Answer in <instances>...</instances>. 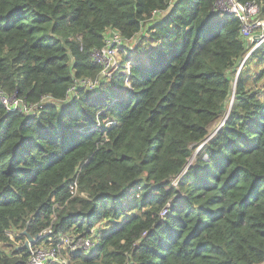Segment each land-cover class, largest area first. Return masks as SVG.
Returning <instances> with one entry per match:
<instances>
[{
  "label": "trees",
  "instance_id": "trees-1",
  "mask_svg": "<svg viewBox=\"0 0 264 264\" xmlns=\"http://www.w3.org/2000/svg\"><path fill=\"white\" fill-rule=\"evenodd\" d=\"M214 2L0 0V91L36 105L0 101V264H27L24 231L94 235L69 264H264V44L238 71ZM108 30L138 39L109 79Z\"/></svg>",
  "mask_w": 264,
  "mask_h": 264
},
{
  "label": "built area",
  "instance_id": "built-area-1",
  "mask_svg": "<svg viewBox=\"0 0 264 264\" xmlns=\"http://www.w3.org/2000/svg\"><path fill=\"white\" fill-rule=\"evenodd\" d=\"M213 12L228 15L235 18L240 24L239 35L243 41L255 44L252 52L259 46L264 44V15L260 12V7L254 1L240 2L239 0H215ZM129 40L122 38L117 32L108 30L104 34V47L93 53V61L101 66L102 77H108L110 71L118 70L116 61V53L122 46H126ZM249 48V47H248ZM248 52V55H249ZM126 69L128 71L130 64ZM109 71V72H108ZM81 84L88 88H94L96 84L90 81H82ZM71 88L70 93L73 92ZM0 101L7 111H18L25 115H30L34 111L36 105H25V103L15 96L9 97L0 91ZM174 187L177 185V179H174ZM165 211L163 212V214ZM49 230L44 235H49ZM82 238L79 236H63L60 244L53 246L51 243H43L40 245H31L29 248V257L27 264H69L68 255L72 253H80L89 256L95 249L96 241L93 238ZM41 239L42 236H38ZM51 245V246H48ZM67 249L62 251L61 249ZM60 259V260H59Z\"/></svg>",
  "mask_w": 264,
  "mask_h": 264
},
{
  "label": "rangeland",
  "instance_id": "rangeland-1",
  "mask_svg": "<svg viewBox=\"0 0 264 264\" xmlns=\"http://www.w3.org/2000/svg\"><path fill=\"white\" fill-rule=\"evenodd\" d=\"M144 29L142 28V30H141V32L139 33V35H138V37H139V39H140V37H142V36H145V34H146V32L144 33ZM143 34V35H142ZM137 37V38H138ZM137 40V41H136ZM136 40H134V41H129L128 43H126V46H128V45H130V48L132 49L133 48V45L135 46L136 44H137V42H138V39H136ZM247 42H250V40H248ZM254 45L255 44H252V43H249V50H251V49H253V47H254ZM127 50L128 49H125V51H124V53H121V51H122V49H121V51H117V53H116V61H117V63H118V65L120 66L121 65V63H122V61H123V57H126L127 56ZM254 51V50H253ZM252 51V52H253ZM252 52H249V54H251ZM126 55V56H125ZM249 55H246L245 56V58L243 59V61H242V63H241V65H240V67H239V69H238V71L240 70V68H241V66H242V64L244 63V60L248 57ZM126 64V63H125ZM124 64V65H125ZM250 67H251V69L254 67L252 64L250 65ZM128 68V65H126V69ZM119 69V68H118ZM118 71V70H117ZM117 71H110V75L111 74H113V73H116ZM109 72V71H108ZM125 73H127L126 71H125ZM113 76H111V77H106L107 79H109V78H112ZM193 161V159L192 160H190V162H192ZM174 183H175V180H173L172 182H171V184L172 185H174ZM15 235H16V233H10L9 234V236H10V238H11V240H15ZM14 245H19V242H15L14 241V243H13ZM24 245V244H23ZM48 246H51V245H48ZM32 249V246H28V249ZM62 251H64V250H67V249H61ZM60 260V259H59Z\"/></svg>",
  "mask_w": 264,
  "mask_h": 264
},
{
  "label": "water",
  "instance_id": "water-1",
  "mask_svg": "<svg viewBox=\"0 0 264 264\" xmlns=\"http://www.w3.org/2000/svg\"><path fill=\"white\" fill-rule=\"evenodd\" d=\"M22 234L26 237V240L24 242L23 247L31 246V245L35 244L39 240L38 239L39 237L36 236V237L32 238L25 231Z\"/></svg>",
  "mask_w": 264,
  "mask_h": 264
}]
</instances>
